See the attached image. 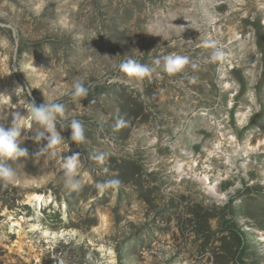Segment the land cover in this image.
Instances as JSON below:
<instances>
[{"label": "rangeland", "instance_id": "1", "mask_svg": "<svg viewBox=\"0 0 264 264\" xmlns=\"http://www.w3.org/2000/svg\"><path fill=\"white\" fill-rule=\"evenodd\" d=\"M255 23L264 35V0H0V124L10 126L13 113L27 120L31 101L45 96L65 105L55 155H34L47 141H34L41 129L27 120L19 140L29 155L4 161L16 175L0 181V264L61 253L70 264H111V251L116 264H264V53ZM206 39L224 49L223 61L210 60ZM170 53L198 68L157 67L137 79L118 67L128 58L152 67ZM78 77L90 86L81 104L67 94ZM73 118L84 143L71 140ZM94 150L106 153L103 165ZM73 153L76 191L64 187L63 158ZM109 178L120 186L99 190ZM32 194L43 204L30 203Z\"/></svg>", "mask_w": 264, "mask_h": 264}, {"label": "clouds", "instance_id": "2", "mask_svg": "<svg viewBox=\"0 0 264 264\" xmlns=\"http://www.w3.org/2000/svg\"><path fill=\"white\" fill-rule=\"evenodd\" d=\"M34 13L39 15V9L34 8ZM74 39H80L79 34L74 35ZM164 38V37H163ZM165 39V38H164ZM167 40V39H166ZM204 48L211 49L210 60L214 62L223 61L226 57V53L217 42L213 40H204ZM142 54V53H141ZM190 65L193 70L198 68L197 63L192 62L187 56L170 53L166 55H158L153 59V66L150 67L147 64H141L133 58H128L119 64V70L126 73L130 77L137 79H143L150 77L157 67L162 69L165 73L175 74L182 72L186 66ZM194 82V78H193ZM22 87L16 88V94L20 95ZM90 86H86L82 78H76L70 86V91L67 93L71 96L74 102L83 100L89 95ZM62 93L61 95H63ZM44 103L37 106L34 101H31L30 107L27 108V120L35 121L40 126L34 137L36 143L46 140L38 152L34 155L39 156L45 153L55 155V152L50 150L54 149L57 145L63 142L64 137L61 132L56 130V123L58 118L65 115V105L45 96ZM95 103V101H93ZM81 104V103H80ZM26 116H21L19 113H13L11 125L0 124V181L4 183H13L15 179V171L11 165L4 161L16 160L20 157L29 155L26 148L21 147L20 136L24 130V126L27 122ZM124 121L122 118H118L115 127L119 129L123 126ZM68 128L71 129V140L75 144H81L86 141L85 129L82 122L76 118L71 119ZM90 158L97 162L99 165H103L106 160V153L93 151L90 154ZM81 164V155L79 153H73L67 158H63L64 169V187L66 189L76 191L79 190V182L76 179V172ZM107 172V169H103ZM121 181L115 178L106 179L97 184V188L101 191L109 187H119Z\"/></svg>", "mask_w": 264, "mask_h": 264}, {"label": "trees", "instance_id": "3", "mask_svg": "<svg viewBox=\"0 0 264 264\" xmlns=\"http://www.w3.org/2000/svg\"><path fill=\"white\" fill-rule=\"evenodd\" d=\"M254 28H255V30H256V35H257V44H258V46H259V48L262 50V52L264 53V35H263V33H262V26H261V23H255V24H253L252 25ZM242 82L244 83V80H242ZM248 191H251L250 189H248ZM141 192H143V193H151L152 192V190H146V189H144V188H141ZM96 193H94V194H92L91 196H94ZM78 195H83L82 193H78ZM78 195H76V197H80V196H78ZM81 197H84V198H86L84 195L83 196H81ZM76 202V201H75ZM75 202H70V205H72L73 203H75ZM227 208H230V206H229V204L227 205ZM56 215V214H55ZM55 215H54V217H55ZM51 217V216H50ZM53 217V216H52ZM51 217V218H52Z\"/></svg>", "mask_w": 264, "mask_h": 264}, {"label": "bare ground", "instance_id": "4", "mask_svg": "<svg viewBox=\"0 0 264 264\" xmlns=\"http://www.w3.org/2000/svg\"><path fill=\"white\" fill-rule=\"evenodd\" d=\"M44 201H45V197L43 195H41V194H32V195L29 196V202L30 203H35L38 206L42 205ZM19 226H20V228L22 227L21 223L19 224ZM33 227H34V229L36 231H38L40 229V227H37L36 225H34ZM44 236L47 237V238H49V236H52V238L55 239L56 238V233H54V235H53V233H50V232L46 231V232H44ZM110 255L114 257V252L111 251ZM113 257L111 258V264H116V261L113 260Z\"/></svg>", "mask_w": 264, "mask_h": 264}, {"label": "built area", "instance_id": "5", "mask_svg": "<svg viewBox=\"0 0 264 264\" xmlns=\"http://www.w3.org/2000/svg\"><path fill=\"white\" fill-rule=\"evenodd\" d=\"M45 258V263L44 264H70V260L65 259L63 257V254L61 253V256L58 257H52L51 259H48L47 257ZM33 264H40L39 260H35Z\"/></svg>", "mask_w": 264, "mask_h": 264}]
</instances>
